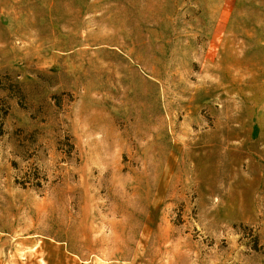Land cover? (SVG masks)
<instances>
[{
  "label": "rangeland",
  "instance_id": "1",
  "mask_svg": "<svg viewBox=\"0 0 264 264\" xmlns=\"http://www.w3.org/2000/svg\"><path fill=\"white\" fill-rule=\"evenodd\" d=\"M0 109V264H264V0H0Z\"/></svg>",
  "mask_w": 264,
  "mask_h": 264
},
{
  "label": "trees",
  "instance_id": "2",
  "mask_svg": "<svg viewBox=\"0 0 264 264\" xmlns=\"http://www.w3.org/2000/svg\"><path fill=\"white\" fill-rule=\"evenodd\" d=\"M1 110V109H0ZM7 115V112L6 111H0V122L3 121V118ZM24 133L25 130H20ZM0 132L3 133V129L2 127H0ZM39 130L38 129H35L29 133H27L26 135H18V141L19 143L21 144L22 147H29L31 144H34L36 142V133H38ZM67 138V142L65 143L66 144V148L67 150L65 151L66 152V155L70 156V153H71V150L75 148V145L74 143L71 142L72 140V136L67 134L66 136ZM64 144V145H65ZM14 166L17 167L18 166V163L16 161L13 162ZM40 175L39 173H37L36 171H26L22 177L20 178H17L15 180V182L23 187H27L28 185L29 186H33V187H36V188H40L42 186V182H41V179H40Z\"/></svg>",
  "mask_w": 264,
  "mask_h": 264
}]
</instances>
